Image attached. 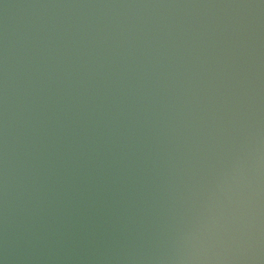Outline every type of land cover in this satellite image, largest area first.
I'll return each mask as SVG.
<instances>
[{
  "label": "water",
  "instance_id": "1",
  "mask_svg": "<svg viewBox=\"0 0 264 264\" xmlns=\"http://www.w3.org/2000/svg\"><path fill=\"white\" fill-rule=\"evenodd\" d=\"M0 264H264V0H0Z\"/></svg>",
  "mask_w": 264,
  "mask_h": 264
}]
</instances>
